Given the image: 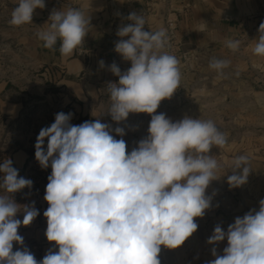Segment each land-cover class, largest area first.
I'll return each instance as SVG.
<instances>
[{
  "label": "clouds",
  "instance_id": "obj_1",
  "mask_svg": "<svg viewBox=\"0 0 264 264\" xmlns=\"http://www.w3.org/2000/svg\"><path fill=\"white\" fill-rule=\"evenodd\" d=\"M17 4L9 23L21 26L32 23L35 9H43L45 0ZM127 19L132 23L118 29L121 39L114 51L131 67L121 72L115 63L110 66L119 80L107 86L108 114L117 123L130 113L151 115L147 137L127 152L125 140L111 134L110 124L96 119L73 125L72 113H57L35 143V159L42 168L51 167L44 196L49 206L43 215L45 235L54 248L40 261L27 247L13 251L14 242L24 244L18 228L30 225L39 212L34 202L21 206L12 199L11 194L30 189L33 182L20 177L12 160L6 159L0 164V189L10 195L0 194V264H161V246L183 245L197 231L195 218L211 207L206 189L220 178L221 165L209 152L213 146L225 147L227 136L210 119L185 116L173 122L164 113L156 114L161 101L180 88V61L164 51L165 29L145 31V18L136 12ZM49 21L38 39L47 49L59 41L61 55L71 56L88 34L89 15L77 8L53 10ZM258 32L253 52L264 57V22ZM239 45L238 40L226 42L232 51ZM229 64L213 58L209 67L223 77ZM114 131L125 135L122 127ZM230 168L229 186L244 185L251 171L248 156L235 157ZM20 211L23 220L15 218ZM225 239L223 255L213 247L215 259L208 264H264V199L258 211L236 217L227 231L217 224L207 242L215 245Z\"/></svg>",
  "mask_w": 264,
  "mask_h": 264
},
{
  "label": "crops",
  "instance_id": "obj_2",
  "mask_svg": "<svg viewBox=\"0 0 264 264\" xmlns=\"http://www.w3.org/2000/svg\"><path fill=\"white\" fill-rule=\"evenodd\" d=\"M148 1L151 0H138L132 5L128 0H69L58 5L57 10L77 8L89 15L88 34L80 45L90 49L86 57L77 55L76 49L71 56L61 55L59 41L54 49L43 46L37 33L47 29L48 18L43 16L39 22L30 23V32L24 36L26 49L38 58L39 64L57 69V90L52 95L61 104L59 112L73 114L71 124L99 119L111 125L114 136L115 121L108 114L110 94L107 86L110 82L115 83V76L110 71L111 61L118 55L123 65L131 63L114 51L115 43L121 39L116 33L121 26L128 24L129 9L133 6L141 12ZM171 1L182 12L179 28L188 47L207 49L209 61L216 58L234 63L233 67L224 69L223 77L209 66L202 73L180 66L182 96L190 99L189 106L206 111L208 117L205 120L214 121L226 134L227 144L223 148L213 146L209 152L221 165L217 173L220 178L208 186L206 194L212 197L211 207L203 217L195 218L197 231L176 249L161 246L159 259L161 264H208L215 259L211 251L213 247L218 255H223V249L227 247L226 239L215 245L207 242L215 226L219 224L227 231L236 217H243L251 209L258 211L259 201L264 199V57L253 52L259 25L264 22V0ZM166 9L149 16L153 31L164 28L162 13ZM229 13L233 18L227 20L225 16ZM119 14L121 16L117 17ZM247 15L249 18L240 21V16ZM228 40L240 41L237 51L226 46ZM101 60L103 66L99 63ZM243 61L247 63L245 66ZM4 89H10V81L4 84ZM1 106L2 113L12 117L21 112L24 103L10 101ZM239 155L248 156L251 171L244 185L233 188L227 183V177L233 174L231 162ZM32 161V155L26 149L14 156L18 168L28 169ZM46 181L48 183V179ZM41 201L42 207L38 211L41 220L28 230L23 246L34 254L37 261L54 248V242H49L45 235L47 221L43 213L49 205L44 197ZM54 250L58 251V247Z\"/></svg>",
  "mask_w": 264,
  "mask_h": 264
},
{
  "label": "rangeland",
  "instance_id": "obj_3",
  "mask_svg": "<svg viewBox=\"0 0 264 264\" xmlns=\"http://www.w3.org/2000/svg\"><path fill=\"white\" fill-rule=\"evenodd\" d=\"M67 1L69 0H45L43 9H35L32 22L37 23L44 17L49 19L51 12L57 10L58 5ZM17 3L18 0H0V164L6 159H11L12 166L18 170L19 176L33 182L30 189L25 187L19 192L11 194V197L21 206H31L34 202L35 208L39 211L42 207L41 198L45 196L46 175L47 173L51 174V167L44 169L39 165L35 159V143L39 131L50 126L55 120V115L60 111L61 104L57 97L52 95V93H56V83L59 78L55 67L39 64L38 58L26 49L24 36L30 32L31 24L14 26L9 23L12 18V10L18 7ZM171 3L173 10L179 14V23L182 22V12L177 10V5L173 1ZM249 16H240V21L249 18ZM225 18L230 20L233 17L229 13ZM177 29L176 41H181L183 52L193 55L190 61L181 60L179 67L183 65V68L201 72L209 66L210 61L207 56L209 51L205 48L188 47L179 25ZM243 62L245 66L246 62ZM233 66L234 63L231 61L228 68ZM9 81L10 89L6 90L4 84ZM182 85L180 81L178 92L175 91L170 99L161 101L156 114L164 113L173 122L179 121L185 116L205 120L208 117L206 111L199 108L196 110L194 106H189L190 99L182 96ZM10 101L24 103L21 112L16 116L9 117L2 113L1 105L4 107ZM150 120L151 115L149 114L130 113L125 121L115 122V127L124 128L125 135L121 137L114 132V137L124 139L127 150L130 152L138 146L141 139L147 137ZM44 148L45 150L47 148V138H45ZM25 149L31 153L33 164L28 169L18 168L14 162V156ZM16 159L18 161V157ZM3 175L0 173V182H2ZM208 190L207 188L206 193ZM0 194L10 195L3 189H0ZM23 215V211H20L15 218L23 220ZM40 220L41 217L38 215L30 225H21L18 228V234L24 238V242L28 230L32 229ZM23 246L24 244L19 245L14 242L13 251L22 250Z\"/></svg>",
  "mask_w": 264,
  "mask_h": 264
},
{
  "label": "built area",
  "instance_id": "obj_4",
  "mask_svg": "<svg viewBox=\"0 0 264 264\" xmlns=\"http://www.w3.org/2000/svg\"><path fill=\"white\" fill-rule=\"evenodd\" d=\"M132 5H134L138 0H128ZM165 12L162 13V15L164 16V20H165V25L164 28L167 32V37H168V45L167 47L164 49V51H167L168 53L176 56L178 58V60L181 62V60L184 61H190L193 57V55L187 53V52H183V46L180 40L176 41L177 38V28L179 25V14L177 11L173 10V5L171 3V0H159V1H148L146 4V8L145 10L139 12L137 9H135L133 6L131 9H129V13L132 12H136L137 14H142L143 17L145 18L146 24L144 26V30L145 31H153V29H151L150 24H149V16L152 15L153 13H156V11H160V9L162 8H166ZM157 12V13H158ZM121 14L117 15V17H120ZM128 17V16H127ZM128 21L129 23H132V21ZM76 53L77 55L81 56V57H86L89 53H90V49H88L87 47L84 46H79L76 49ZM115 63L120 69L121 72L126 71L128 68L131 67V63L127 64V65H123L119 58L118 55H115L112 58L111 64ZM115 76V83H118L119 77ZM176 92H178V89L176 90ZM108 103H109V108L111 105V100H110V95L108 96Z\"/></svg>",
  "mask_w": 264,
  "mask_h": 264
}]
</instances>
